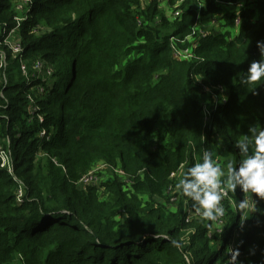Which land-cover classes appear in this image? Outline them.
Instances as JSON below:
<instances>
[{"label":"trees","instance_id":"1","mask_svg":"<svg viewBox=\"0 0 264 264\" xmlns=\"http://www.w3.org/2000/svg\"><path fill=\"white\" fill-rule=\"evenodd\" d=\"M175 2L32 0L23 12L0 0V30L27 13L16 31L24 56L54 67L30 112L18 58L0 44V139L14 163L13 175L0 167V264H226L236 248L242 264H264V200L256 213L241 210L256 197L238 187L222 201L223 224L188 220L191 204L175 187L198 152L226 170L241 158L235 140L264 127V85L251 92L239 79L261 58L264 0H208L203 9L182 0L173 18ZM206 25L199 58L177 57L170 38ZM99 162L110 175L78 184Z\"/></svg>","mask_w":264,"mask_h":264},{"label":"clouds","instance_id":"2","mask_svg":"<svg viewBox=\"0 0 264 264\" xmlns=\"http://www.w3.org/2000/svg\"><path fill=\"white\" fill-rule=\"evenodd\" d=\"M208 0H197L198 9L207 6ZM260 53L259 60H253L246 71L239 77L241 86L254 92L258 86L264 85V41H257ZM227 96L224 100H227ZM234 147L239 149L240 160L237 163L228 161L225 167L214 161L211 153L205 152L202 162L194 163L176 183L178 194L201 218L217 221L225 214L222 201L229 192H242L255 195V202L250 206L247 200H241V210L251 207L253 213L258 209L260 200H264V127L259 123L250 125L248 133L236 139ZM187 211V208L185 209ZM173 245L180 247L175 240ZM255 254V248L250 250ZM226 264H242L238 248L230 251Z\"/></svg>","mask_w":264,"mask_h":264},{"label":"built area","instance_id":"3","mask_svg":"<svg viewBox=\"0 0 264 264\" xmlns=\"http://www.w3.org/2000/svg\"><path fill=\"white\" fill-rule=\"evenodd\" d=\"M175 1L176 2L174 4V7H170V9H168V15L173 18H177L178 16H180L182 12V9L179 8V5L182 0L181 1L175 0ZM15 2L17 4V8L25 12L29 4L32 3V0H15ZM160 2L164 7H166V3H168L169 0H160ZM27 16H28L27 13L22 14L20 16H15L16 25L14 27H12L9 30L8 29L0 30V44L6 45L10 49L12 56L18 58L19 69L25 80V85H24L25 96L27 97L29 102L30 112H32L34 110L39 109L37 105L40 101V98H43L45 92V83L47 84L51 79L54 72V67L52 64H50L45 59H42L41 57H37L36 59H30L29 57L24 56L25 46L22 41V36L21 35L19 36L16 31L19 30L22 23L28 19L29 16L28 17ZM211 23L217 25V21L215 19H213ZM235 23L236 25L240 24V17L236 18ZM199 29L200 31H197L196 28H193L192 33L185 38H177L175 36H172L170 38L172 49L177 57L182 59L199 58L194 49L199 46V39H202L203 37L207 36L208 33L212 31L211 28L207 25L201 26ZM187 41L192 43L184 47V44ZM5 59H6L5 51L0 48V73L1 70L3 69L2 67L6 65ZM3 76L5 79V73H3ZM0 81H1V75H0ZM39 96L40 98H38ZM37 116L40 121H43V117L40 113ZM209 118L210 116H207L206 120H208ZM40 135L44 136L45 130H42ZM0 167L7 170L10 174L13 175L14 163H13L12 151L9 147L4 145L1 139H0ZM104 167L105 164H101V169H103ZM100 170H98L96 166L93 167L86 174L83 175V177L78 181V184H81L82 186L98 184L101 179L99 173L105 172ZM113 172L121 176H126L124 170L120 166L115 167ZM14 177L15 180L19 183V186L16 191V200L18 202H22L25 195V190L22 185V182L15 175ZM171 189L172 186L168 188V190ZM228 197L229 194L225 198ZM174 199H176V197H174ZM194 216H199V215L195 211H191L189 209V214L187 219L190 220ZM224 220L225 218L223 216L219 218L216 222L223 224Z\"/></svg>","mask_w":264,"mask_h":264},{"label":"rangeland","instance_id":"4","mask_svg":"<svg viewBox=\"0 0 264 264\" xmlns=\"http://www.w3.org/2000/svg\"><path fill=\"white\" fill-rule=\"evenodd\" d=\"M245 1H246V0H244V3H245ZM242 3H243V2H242ZM242 3H241V4H242ZM241 4H237V8H239L238 5H241ZM234 6H235V5H234ZM234 6H233V7H234ZM233 7H231V8H233ZM227 8H228L227 10H230L229 7H227ZM233 30H234V32L237 31L236 29H233ZM231 35H233V31H232ZM9 73H10L11 75H13L14 77H16L18 80H21L17 68H15V67L10 68ZM208 108H209V107H208ZM209 109H210V108H209ZM203 153H204V152H203ZM202 157H203L202 152H201V151L198 152V153H197V161H198V162H202ZM236 158H237V157L234 156L235 161H236ZM101 164H102V162H99V163H97V164L95 165L96 168H97L98 170L101 169ZM109 175H110V173L105 172V173H104V176L102 177V180L106 179ZM234 243H235V242H234V240H233V241H232V244H231V247L234 246Z\"/></svg>","mask_w":264,"mask_h":264}]
</instances>
